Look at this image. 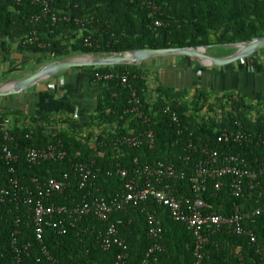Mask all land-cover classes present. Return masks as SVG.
<instances>
[{"label": "trees", "instance_id": "16d2710c", "mask_svg": "<svg viewBox=\"0 0 264 264\" xmlns=\"http://www.w3.org/2000/svg\"><path fill=\"white\" fill-rule=\"evenodd\" d=\"M47 4L49 11L44 13ZM55 15V20H52ZM155 20L160 24L156 25ZM32 31L36 32L40 47L28 43ZM0 34L17 40L20 49L39 54L44 59L72 55H110L133 49L150 47H198L224 45L249 40L264 35V0H0ZM185 56V55H184ZM189 57V56H187ZM90 78L99 84L98 104L91 115L94 135L79 133L76 121L65 120L64 126L46 114L32 117L34 124L18 125V118L7 129L8 141L1 124L9 118L0 112V188L9 190L0 204V251L11 257L9 240L18 228V241L30 247L22 255L21 264H47L43 261L38 244L32 237V227L16 225L14 217L20 215L23 205L16 206L11 195L10 177L19 184L35 189L49 178L62 179L64 173H73L72 164L89 162L92 175L84 187L69 179L70 184L62 194H53L47 203L73 206L86 197H104L107 201L120 196L127 180L142 181L138 169L157 161L170 162L185 178L175 187L187 195L195 196L188 188V177L193 174L196 161L201 156L200 146H208L219 153H240L253 166V160H264V146L218 141L223 132L238 130L252 135L264 133V103L251 105L255 114L247 113L241 95H227L226 102H207L208 95L194 92L186 99L185 91L157 86L154 96L146 94L148 85L142 63L105 66H82ZM111 74L108 80H99L95 74ZM127 76L128 83L136 89L140 109L146 115L154 133V144L130 146L122 140L142 132L146 125L142 118L127 109L130 107V86L122 85L120 77ZM246 107V105H245ZM251 110V111H252ZM172 113L179 124L171 119ZM40 123L43 129H37ZM52 126L56 128L51 130ZM59 141L66 155L63 159H49L38 164L26 160L27 148L47 146ZM192 142L191 149L185 148ZM7 144L17 159L13 170L2 157ZM195 146L197 150L195 151ZM189 156L186 160L185 156ZM120 170L127 172L125 177ZM217 179L208 177L206 188L200 196L206 202L204 211L229 215L235 209L264 210V177L262 189H247L239 196L232 194L230 181L223 178L219 189ZM167 182V180H165ZM91 195V196H90ZM25 210V209H24ZM155 214L161 221L160 243L164 249L150 264H194L192 232L171 219L166 207L149 198L140 206L127 205V210L115 211L111 219H121L117 232L127 244L126 264H140L151 240L147 234L146 212ZM65 233L46 227L43 244L59 264H114L117 248L103 250L100 238L107 221L92 213L83 215ZM244 227L255 232L257 241L249 243L246 234L236 235L220 231L209 235L206 248L208 264H264V216L254 217V222L243 221ZM30 234V236H29Z\"/></svg>", "mask_w": 264, "mask_h": 264}, {"label": "built area", "instance_id": "2783aa9c", "mask_svg": "<svg viewBox=\"0 0 264 264\" xmlns=\"http://www.w3.org/2000/svg\"><path fill=\"white\" fill-rule=\"evenodd\" d=\"M44 13L49 11L47 4L43 8ZM55 20V15H52ZM159 25L160 21L155 20ZM32 37L27 42L42 47L44 43L39 42L36 32L32 31ZM99 80H108L112 78L111 74H95ZM122 85L130 86L127 76L120 77ZM130 107L127 109L142 118V124L146 128L135 136L125 137L122 142L130 146H140L147 144L151 148L154 144V133L150 127L146 115L140 109V100L136 89L130 86ZM171 119L179 124L178 117L172 113ZM10 126L9 120L1 124V129L5 132V138L11 141L6 132ZM218 141H233L236 143H246L256 147L264 146V133L252 135L243 131L227 132L223 131L218 136ZM59 141L49 143L47 146L26 149V160L30 164H38L40 161L49 159H63L66 155L65 150L60 148ZM192 142H188L185 148L191 149ZM197 147L195 146V151ZM2 157L9 165V171L13 170V163L17 157L11 151L7 144L2 148ZM201 156L197 159L196 167L188 177V188L193 191L195 196H190L181 192L175 187L178 181L185 178V173L177 170L170 162L157 161L155 164H144L138 171L144 176L142 181L137 182L131 178L125 183V191L114 199L107 201L104 197H86L83 196L80 202L73 206L63 204L47 203L53 194H62L70 182L77 181L79 187H84L89 182L92 175V169L89 162H76L72 164L73 173H64L62 179L49 178L41 186L35 189L19 184L16 178L10 177L11 195L16 201V206L22 204L23 210L20 215L14 217L16 225L24 224L32 227V237L38 244L42 253L43 261L47 264H59L43 244V232L46 227L57 233H65L68 226L74 225L83 215L92 213L99 220L107 221V226L100 238V245L103 250L117 248L114 264H126L127 244L125 239L118 235L117 225L122 224L121 219H111L115 211L127 210V205L140 206L149 198L154 199L156 203L167 208L172 220L183 223L189 229L194 237L193 255L194 264H208L209 251L206 248L209 235L220 231H226L231 234H246L250 244L257 241L255 232L250 227H244L243 221L250 220L254 222V217L260 213L264 216V210L259 208L238 210L236 207L229 215L217 213L215 211H204L207 206L204 199L200 196L206 188L208 177L216 180L214 186L219 189L223 183V178H228L232 194L239 196L247 189H262L261 182L264 177V160L255 158L253 166L248 165L249 161L240 153H219L210 149L207 145L200 146ZM188 160L189 156H185ZM120 175L125 177L127 172L120 170ZM167 180V182L165 181ZM9 190L5 187L0 188V204L6 200ZM91 196V195H90ZM25 209V210H24ZM146 212L147 234L151 244L146 251L140 264H150L151 260L156 261L157 254L164 247L160 243L162 226L160 219L149 211ZM19 230L15 228L9 240V246L12 251L11 257L7 253L0 251V264H21L22 255L31 246L30 242L19 244ZM30 236V234H29ZM240 264H249L243 260Z\"/></svg>", "mask_w": 264, "mask_h": 264}, {"label": "crops", "instance_id": "0c3cea01", "mask_svg": "<svg viewBox=\"0 0 264 264\" xmlns=\"http://www.w3.org/2000/svg\"><path fill=\"white\" fill-rule=\"evenodd\" d=\"M208 50L212 56L219 57L235 49L228 45L226 53H219L220 49L214 47L210 52ZM66 58L70 57L55 59ZM45 62L47 59L41 55L20 49L13 37L0 34V88L10 87L11 81L31 73ZM142 66L148 85L146 94L150 97L154 96L157 86L185 91L186 99L194 92H204L208 95L206 103L213 104L226 102L227 95H241L249 114H255L251 105L259 108L264 103V48L239 62L223 66L201 63L184 55L153 57L142 62ZM100 91L99 84L90 78L86 69L73 67L36 82L19 93L0 96V112L9 113L10 125L14 123L12 113L14 118H18L17 124L24 126L35 125L32 117L46 114L59 121L58 127L64 126V119L75 120L79 133H86L91 138L95 131L91 115L97 107ZM36 126L37 129L44 128L40 123ZM55 128L52 126L51 130Z\"/></svg>", "mask_w": 264, "mask_h": 264}, {"label": "water", "instance_id": "95a60500", "mask_svg": "<svg viewBox=\"0 0 264 264\" xmlns=\"http://www.w3.org/2000/svg\"><path fill=\"white\" fill-rule=\"evenodd\" d=\"M211 46V44H208L198 47H143L110 55L82 54L66 59H51L31 73L11 81L10 87L0 88V96L19 93L36 82L48 79L73 67L118 65L122 63L140 64L150 58L164 55H185L197 59L201 63L207 62L212 66H223L240 59L243 60L245 57L263 49L264 35L246 41L230 43V46H233L235 50L225 56L215 57L209 54L207 49Z\"/></svg>", "mask_w": 264, "mask_h": 264}, {"label": "rangeland", "instance_id": "374dc122", "mask_svg": "<svg viewBox=\"0 0 264 264\" xmlns=\"http://www.w3.org/2000/svg\"><path fill=\"white\" fill-rule=\"evenodd\" d=\"M228 45H230V44H224V45H217V44H214V45H212L211 47L208 48V49H209L208 51L210 52V50L213 49V47H214V48H217L218 50H219V49L221 50V51H220V50L218 51L219 53H226L227 51H229V50H226L227 47H228ZM226 46H227V47H226ZM225 47H226V48H225ZM231 47H232V46H231ZM74 56H76V55H74ZM69 57H72V56H69ZM52 58H53V57H50V59H52ZM55 58H60V57H59V56H55L54 59H55ZM240 60H241V59H240ZM240 60H237V61L239 62ZM47 61H48V59H47ZM237 61H235V62H237Z\"/></svg>", "mask_w": 264, "mask_h": 264}]
</instances>
